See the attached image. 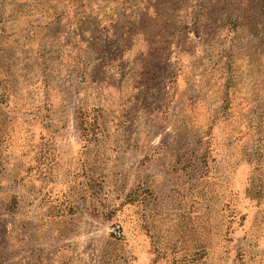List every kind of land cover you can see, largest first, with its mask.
<instances>
[{
    "label": "rangeland",
    "instance_id": "rangeland-1",
    "mask_svg": "<svg viewBox=\"0 0 264 264\" xmlns=\"http://www.w3.org/2000/svg\"><path fill=\"white\" fill-rule=\"evenodd\" d=\"M0 264H264V0H0Z\"/></svg>",
    "mask_w": 264,
    "mask_h": 264
}]
</instances>
